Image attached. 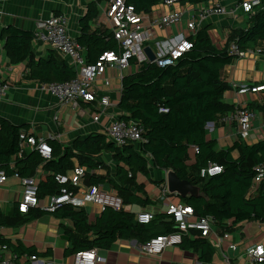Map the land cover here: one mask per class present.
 <instances>
[{
    "label": "trees",
    "instance_id": "trees-1",
    "mask_svg": "<svg viewBox=\"0 0 264 264\" xmlns=\"http://www.w3.org/2000/svg\"><path fill=\"white\" fill-rule=\"evenodd\" d=\"M126 1L137 12L146 14L161 3V0ZM181 1L199 5L207 0ZM98 2L93 1L87 6V12L79 22L80 35L76 38L85 52L87 64H94L104 53L118 52V43L111 31L95 26L99 19ZM245 25L243 28L231 27L224 46L217 48L210 39L208 27L202 24L194 35L187 37L192 43L191 50L173 66L159 68L153 63H145L135 73L122 78L117 108L120 119L134 120L144 127L143 141L138 146L130 144L117 148L107 142L104 134L77 138L71 147L65 148L55 140H46L52 154L45 160L36 151L29 152L20 147L21 135L28 134L27 126L14 125L0 117V171L9 177L18 174L20 178H32L37 167L42 165L47 175L39 180V199L59 193L61 186L55 182V175L67 176L68 172L81 167L87 170L82 178L85 186H98L108 181L122 201L120 210L105 208L93 223L88 222L83 209L71 205H63L51 213L55 219L71 223V227L63 226L64 237L69 242L66 256L92 249L107 250L117 241L136 240L143 245L154 237L175 231L166 214L156 215L152 222L142 225L135 220L134 213L124 209L153 205L144 187L137 182L138 176L152 180L151 169L171 171L179 180L198 188L197 197L180 198V202L191 207L195 216L210 217L213 228L221 232H230L249 221H264V182L254 197H248L254 169L264 163V138L252 144L238 138L230 147L221 149L217 148L215 140L207 138L206 130L208 123L235 108L223 101L229 90L222 77L223 69L235 61V55L230 52L231 45H236L242 52L264 46V0L247 16ZM0 41H4L5 55L12 65H25L28 80L49 84L75 78L73 68L54 50H48L45 58H36L32 32L14 26L0 27ZM248 108L264 114L263 106L251 104ZM190 148L198 150L191 160ZM21 152L22 157H18ZM103 154L111 157L113 174L107 169L103 176L90 173L105 167L96 161ZM209 163L221 166L222 173L201 178V169ZM69 189L74 194L78 191L77 187ZM46 214L39 209L21 214L17 205L9 213L0 212V226L22 225ZM191 236L193 238L183 239L181 248L200 251V261L209 264L215 254L214 248L198 233ZM0 246L8 247L17 256L16 264L24 255L37 258L49 254L1 238Z\"/></svg>",
    "mask_w": 264,
    "mask_h": 264
},
{
    "label": "crops",
    "instance_id": "crops-1",
    "mask_svg": "<svg viewBox=\"0 0 264 264\" xmlns=\"http://www.w3.org/2000/svg\"><path fill=\"white\" fill-rule=\"evenodd\" d=\"M93 1H99L98 5L103 3L102 0H0V27L14 26L34 33L35 22L38 20L47 19L52 15H61L67 21L68 34L76 40L80 35L79 22L86 14L87 6ZM245 1L250 0H207L199 5L179 3L171 8H166L159 4L153 7L149 14L161 15L169 11L184 10L189 11L191 14L194 10L211 4L231 9ZM236 16V19L212 16L203 23V26L208 27L210 39L217 48L224 46L231 27L243 28L244 24H246L247 14L238 11ZM98 21L96 22V27L99 25L105 27L102 24H98ZM106 28L109 29L108 27ZM189 35L190 31L186 29V20H184L182 25L171 27L163 33L156 42L166 41L169 44L182 37L187 38ZM3 46L4 41H0V81L7 85L6 94L0 100L1 118L14 125L27 126L30 136L45 140H55L62 148L71 147L75 139L86 138L91 134H104L107 137L108 126L115 118L121 116L117 104L120 99L122 78L136 72L137 69L134 65H131L123 73L110 69L106 71L104 77L110 81V85L108 87H100V89L109 96L113 106L107 110L98 122H94L93 115L97 111L95 103L79 102L78 107L75 109L70 105L60 106L54 96L41 90L40 84L27 79L24 64L12 65L10 63V60L5 55ZM33 46L36 51V58H45L48 50H53L49 46H43L37 42H34ZM261 48H264V46L247 50L255 52L254 54L245 51L244 58L234 61L223 69L222 77L229 86V90L223 96L224 103L237 107L238 101L241 100L236 97L238 87L243 85H264V50ZM62 58L68 62L63 56ZM243 100V103L246 102L245 106L247 107L251 104L264 107V93L249 95ZM251 111L255 113L256 119L253 123L249 144L264 138V114L257 110ZM225 116L219 117L217 121L206 125L207 138L215 140L217 148L221 149L230 147L238 139L235 125L225 124L222 121ZM107 142H110L108 137ZM24 150L33 152L30 147L26 146ZM194 154L193 148H190V160L193 159ZM18 157H22V152ZM96 161L104 164L105 167L99 168L94 172L90 171V173L103 176L107 169L113 174L114 164L109 155L103 154ZM83 170L86 173L87 170L85 168ZM167 172L151 169L150 177L152 180L138 176L137 182L144 187V191L152 200L153 205L145 208L136 205L127 206L124 208L125 211H130L135 215L141 211L153 213L154 216L166 214L168 201H180L177 196L168 195L164 198L162 195V188L166 184ZM46 175L47 171L43 170L42 165H39L32 178H35L39 183V180ZM67 176L72 177L73 171L68 172ZM155 182L160 184L157 185ZM93 187L115 193L108 181ZM77 188L78 191L75 194L80 196L82 192L92 187L85 186L81 180ZM21 198L22 185L20 181L13 176H8L6 182L0 186V212L9 213L16 209ZM47 198L41 199L44 204L47 203ZM81 209L86 212L89 223H93L102 212L100 207L92 204H87ZM50 214L48 213L22 225L0 226L1 239L9 240L12 244L19 242L25 248H33L39 253H49L47 256L37 257L35 260L24 255L19 259V264H73V256L65 255L66 249L69 248V242L65 239L63 230V226L71 227V223L68 220L55 219ZM213 229L216 237L211 242L207 241L214 248L215 254L209 264H245L246 251L249 248L255 245L264 246V221H249L232 228L230 232H221L216 228ZM186 238H193V236ZM216 244H219L220 247H216ZM141 246L142 244L136 240L117 241L110 249L97 250V254L103 259V262H97L96 264H205L200 261V251L193 249H183L181 246H175L166 249L160 255L148 256L141 252ZM5 257H8V253L1 250L0 246V260Z\"/></svg>",
    "mask_w": 264,
    "mask_h": 264
},
{
    "label": "built area",
    "instance_id": "built-area-1",
    "mask_svg": "<svg viewBox=\"0 0 264 264\" xmlns=\"http://www.w3.org/2000/svg\"><path fill=\"white\" fill-rule=\"evenodd\" d=\"M102 1L103 3L98 5L100 13L98 24L110 29L118 43V52L104 53L94 64L85 62L84 50L68 34L65 17L52 15L47 19H40L35 22L33 33L34 42L49 46L61 54L67 59L76 74L73 80L65 83L40 84L41 90L54 96L60 106L70 105L75 109L79 102L95 103L97 111L93 115L94 122H98L113 106L109 96L100 89V87L110 85V81L104 77L107 70H117L123 73L130 68L131 61L134 62L133 65L137 70L140 65L145 63H153L159 68L173 66L183 54L191 50L192 43L185 37L169 44L166 41L156 42L158 37L171 27L182 25L186 20V29L190 31V35H194L209 17L222 16L236 19L238 11L249 15L253 13L254 8L260 6L262 0L241 2L231 9L211 4L200 7L191 14L184 10L169 11L161 15L137 12L135 7L127 3L126 0ZM179 3L182 1L161 0L160 4L166 8H171ZM150 43H154V48L149 45ZM146 47L151 50L154 56L152 62L149 61L145 52ZM230 52L235 55V61L245 57V52L239 51L234 44L231 45ZM6 90L7 85L0 81V100L5 96ZM261 93H264V85L238 87L236 97L241 100L238 101V106L234 108L233 112L228 113L222 119L225 124L235 125L237 137L242 141L250 138L256 119L255 113L245 106L246 102L243 103V98ZM160 111L166 112L165 109ZM144 132V127L137 121H124L119 117L115 118L108 126L107 137L117 148L130 144L138 146L143 141ZM21 140V148L30 147L32 151H36L45 160L51 158V148L45 139L23 134ZM193 150L194 153L198 151L196 148ZM222 171L221 166L209 163L201 169L200 177H213L220 175ZM254 172L248 197H254L264 182V163L256 166ZM84 174L83 168L77 167L73 170L72 177L61 174L55 175L54 180L61 188L57 195L47 198L46 204L38 197V182L35 178H20L18 174H14L13 177L17 178L22 185V198L18 203L19 213L26 214L34 208L53 213L63 205H71L81 209L87 204H92L100 207L102 211L105 208L120 210L123 207L121 199L115 193L106 192L98 187H92L82 192L80 196L70 191V187H77L81 183ZM7 178L5 172L0 171V186L6 182ZM162 195L164 198L170 195L166 184L162 188ZM166 215L172 220L175 231L147 241L141 246L143 254L148 256L160 255L168 248L180 246L183 239L190 237L194 232L210 242L216 237L212 219L195 216L193 209L180 201H168ZM153 219L154 214L150 212L141 211L135 215V220L142 225L149 224ZM216 247H220V245L216 244ZM1 250L7 252L8 257L1 259L0 264H16L17 256L8 247L2 246ZM32 260H35V257H32ZM97 262H103V259L99 257L95 249L80 252L73 256V264H96ZM245 264H264V246L255 245L249 248L246 251Z\"/></svg>",
    "mask_w": 264,
    "mask_h": 264
},
{
    "label": "water",
    "instance_id": "water-1",
    "mask_svg": "<svg viewBox=\"0 0 264 264\" xmlns=\"http://www.w3.org/2000/svg\"><path fill=\"white\" fill-rule=\"evenodd\" d=\"M145 52L149 58V61L154 60V56L151 50L146 47ZM166 186L170 195L177 196L179 199L186 197H197L199 195L198 188L192 186L188 181H182L177 178V176L169 171L166 174Z\"/></svg>",
    "mask_w": 264,
    "mask_h": 264
},
{
    "label": "rangeland",
    "instance_id": "rangeland-1",
    "mask_svg": "<svg viewBox=\"0 0 264 264\" xmlns=\"http://www.w3.org/2000/svg\"><path fill=\"white\" fill-rule=\"evenodd\" d=\"M248 15V14H247ZM243 27H246L245 26V24H244V26ZM149 45H151V47H153L154 48V43H150ZM245 142H248V144L250 143V141H249V139L248 140H246Z\"/></svg>",
    "mask_w": 264,
    "mask_h": 264
}]
</instances>
